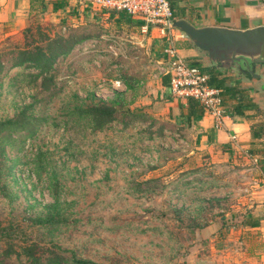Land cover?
I'll list each match as a JSON object with an SVG mask.
<instances>
[{
	"label": "rangeland",
	"instance_id": "rangeland-1",
	"mask_svg": "<svg viewBox=\"0 0 264 264\" xmlns=\"http://www.w3.org/2000/svg\"><path fill=\"white\" fill-rule=\"evenodd\" d=\"M90 19H30L31 47L84 39L48 70L14 66L30 40L0 26V264H227L210 251L217 228L185 208L183 173L199 167L180 169L189 140L162 142L148 121L165 104L156 57L127 27Z\"/></svg>",
	"mask_w": 264,
	"mask_h": 264
},
{
	"label": "crops",
	"instance_id": "crops-1",
	"mask_svg": "<svg viewBox=\"0 0 264 264\" xmlns=\"http://www.w3.org/2000/svg\"><path fill=\"white\" fill-rule=\"evenodd\" d=\"M55 4L56 0H0V26L7 35L21 33L34 15L45 13L59 17L60 23H69L72 27L78 26L77 22L91 21L90 17L92 20H113L105 12L107 10L96 11L92 0H67V4L57 9ZM172 7L174 21L184 19L198 28L248 30L264 26V0H173ZM116 18L115 24L120 23L122 29L127 27L132 38L156 57L154 69H149L151 73L157 72L160 100L165 104L148 121L160 127L162 142L169 139L168 133L172 131L180 132L189 140L192 150L179 157L184 160L180 169L183 170L187 162L199 163L198 168L183 173V177L192 178L187 183L191 186V194L185 207L190 222H203L211 234H216L211 230L217 228L219 237L215 236L210 251H220L227 264H264V137L252 136V127L264 123V67L259 79L252 80L249 75L250 80L243 79L232 70L213 67L208 56L179 29L161 35L153 28L149 35L143 36L139 32V22L129 26L123 21L117 22ZM168 47H173L188 64L208 73L210 85L223 93L227 108H231L230 112L225 108L226 117L220 129L215 126L214 116L207 113L191 116L186 121L182 107H186L187 100L171 97L168 78L166 84L157 71L156 63L166 59ZM242 97L251 104L243 116L232 114V107L237 106ZM230 175L237 176L243 183L234 185L229 180ZM181 185L186 184L181 182ZM198 192L202 194L197 196ZM199 201L213 206V212L198 217Z\"/></svg>",
	"mask_w": 264,
	"mask_h": 264
},
{
	"label": "built area",
	"instance_id": "built-area-1",
	"mask_svg": "<svg viewBox=\"0 0 264 264\" xmlns=\"http://www.w3.org/2000/svg\"><path fill=\"white\" fill-rule=\"evenodd\" d=\"M173 0H92L96 11L112 10L124 12L139 22V32L149 35L153 28L161 35L173 29L174 12L171 7ZM166 59L156 63L159 76L169 77L170 95L175 99H195L204 108V112L215 118L216 128L223 126L226 117L222 106L221 90L210 85V75L200 67L188 64L178 56L173 47L166 49ZM117 85L121 82L117 81Z\"/></svg>",
	"mask_w": 264,
	"mask_h": 264
},
{
	"label": "water",
	"instance_id": "water-1",
	"mask_svg": "<svg viewBox=\"0 0 264 264\" xmlns=\"http://www.w3.org/2000/svg\"><path fill=\"white\" fill-rule=\"evenodd\" d=\"M172 28L184 32L217 70H232L247 80L260 78L264 67V26L248 30L198 28L179 19L173 22Z\"/></svg>",
	"mask_w": 264,
	"mask_h": 264
},
{
	"label": "trees",
	"instance_id": "trees-1",
	"mask_svg": "<svg viewBox=\"0 0 264 264\" xmlns=\"http://www.w3.org/2000/svg\"><path fill=\"white\" fill-rule=\"evenodd\" d=\"M67 4V0H56V4H55V8L57 9L58 7H61L62 5ZM171 7H172V2H171ZM173 10V7H172ZM107 14H109L110 18L114 20V18H116L117 22L123 21L125 22V24L129 25V26H136L137 25V21L135 19H132L131 17H129L127 14H125L124 12H116V11H112V10H107L105 11ZM175 19V16H174ZM120 23H116V25H119ZM24 33H26V39L30 40L28 45H26L24 48H22L23 52H24V57L19 58V61L16 64H13L14 66H20V65H27L30 66L32 64H35L36 66L40 67L41 69H49L52 67L53 62L58 58V57H62V56H67L76 46H78L84 39L83 38H78L71 46L67 47V46H60V47H54L52 45H46L44 47H40V46H34L31 47V45L33 44V42L31 41V36H27V34L32 32V26L29 25L24 31ZM87 39V38H86ZM164 82L167 84V78L169 81V77L167 76H163ZM227 94V92H226ZM229 94V93H228ZM230 94H232L230 92ZM222 106L224 108H227V102H226V98L224 97L223 93H222ZM246 99H244L243 97L241 99H239L237 102V106H233L232 110H234V112H232V114H237L240 116L244 115V110L249 107V104H251V102L246 101ZM230 108L228 107V112H230ZM183 110V115L186 119V121H188L190 119L191 116H195V117H200L202 116L205 112H204V108L203 106L195 99L189 98L187 99V105L186 107H182ZM144 120V119H142ZM158 134L160 133V130L157 129ZM171 136H173V134H177L179 135L181 138H184L182 136V134L178 131H172L171 132ZM157 136V135H155ZM252 136L254 138H259V137H264V123L262 124H258L254 127H252ZM52 264H60L58 262H53Z\"/></svg>",
	"mask_w": 264,
	"mask_h": 264
}]
</instances>
